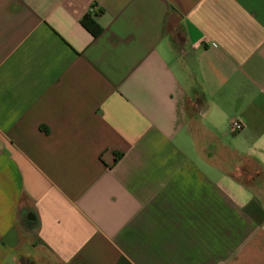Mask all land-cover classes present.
Here are the masks:
<instances>
[{
	"label": "crops",
	"instance_id": "obj_1",
	"mask_svg": "<svg viewBox=\"0 0 264 264\" xmlns=\"http://www.w3.org/2000/svg\"><path fill=\"white\" fill-rule=\"evenodd\" d=\"M262 188L264 0H0V264H264Z\"/></svg>",
	"mask_w": 264,
	"mask_h": 264
},
{
	"label": "rangeland",
	"instance_id": "obj_2",
	"mask_svg": "<svg viewBox=\"0 0 264 264\" xmlns=\"http://www.w3.org/2000/svg\"><path fill=\"white\" fill-rule=\"evenodd\" d=\"M257 176V168L255 166H253L251 163L247 162L245 165V171L242 173L241 175V179L244 180V182L250 183V180L255 179ZM250 185V184H248ZM262 194L264 193V188ZM264 195V194H263Z\"/></svg>",
	"mask_w": 264,
	"mask_h": 264
},
{
	"label": "built area",
	"instance_id": "obj_3",
	"mask_svg": "<svg viewBox=\"0 0 264 264\" xmlns=\"http://www.w3.org/2000/svg\"><path fill=\"white\" fill-rule=\"evenodd\" d=\"M244 126L240 120H233L231 123V131L233 132H241L243 130Z\"/></svg>",
	"mask_w": 264,
	"mask_h": 264
},
{
	"label": "trees",
	"instance_id": "obj_4",
	"mask_svg": "<svg viewBox=\"0 0 264 264\" xmlns=\"http://www.w3.org/2000/svg\"><path fill=\"white\" fill-rule=\"evenodd\" d=\"M87 21H88V20H87ZM86 24H87L88 27H91L90 25H93L91 21H88ZM93 30H94V32H96V28H95V29L92 28V31H93Z\"/></svg>",
	"mask_w": 264,
	"mask_h": 264
}]
</instances>
